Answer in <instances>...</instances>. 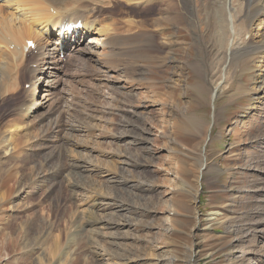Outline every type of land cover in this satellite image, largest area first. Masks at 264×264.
<instances>
[{
	"label": "rangeland",
	"instance_id": "374dc122",
	"mask_svg": "<svg viewBox=\"0 0 264 264\" xmlns=\"http://www.w3.org/2000/svg\"><path fill=\"white\" fill-rule=\"evenodd\" d=\"M160 5L111 0L98 21L112 23L116 45L103 51L116 68L104 71L98 53L91 61L67 53L55 96L59 106L52 103L41 129L14 135L8 155L0 151V264H47L64 250L62 264H264V90L233 97L227 87L212 109L204 76L215 83L218 73L206 72L222 61L197 50L198 39L182 26L167 24L169 6ZM130 20L143 34L134 49L125 43ZM257 61L234 81L252 87L261 80ZM25 80L1 100L0 122L22 106ZM73 126L82 131L68 129ZM122 131L136 134L118 151L112 138ZM78 161L88 170L81 175L74 170ZM97 199L109 205L93 209L90 219H99L85 226L87 215L80 218L79 209ZM75 225L81 226L73 233Z\"/></svg>",
	"mask_w": 264,
	"mask_h": 264
},
{
	"label": "bare ground",
	"instance_id": "6f19581e",
	"mask_svg": "<svg viewBox=\"0 0 264 264\" xmlns=\"http://www.w3.org/2000/svg\"><path fill=\"white\" fill-rule=\"evenodd\" d=\"M110 1L111 0H2L0 2V103L2 102L1 101L2 99H5V96L10 94H15L19 91L20 87L22 86V80L25 78V76H27L28 79L25 80L26 81L25 83H29L28 85L29 88L28 86L27 88L23 87L24 98H23L22 106H25L24 109H22V106L19 107L17 106L18 107L16 109L17 113L15 112L13 116L5 115V120H3V122H0V151L3 152L5 156L8 155L10 151L14 148L13 144L16 141V136L13 137L14 135L19 134L23 130L32 131L35 129H41L44 125V122L53 112L52 109H50L52 103H54L56 106H59V102L56 101L55 96L58 90V86L61 84V80H60L62 75L61 69L65 62V57L67 53H72L75 55L77 54L86 55L89 57L87 58L89 61H91L90 57H94V54L98 53L99 57L97 58V61L101 60L100 66L101 68L104 69V71H113L116 68V63L112 64L110 60L113 57L109 56L108 54H106V52L103 51V49L109 47L114 49L116 45L113 39L110 40V38L112 37V33H110V28L112 26V23L105 22L102 25L101 22L98 21L99 20L98 17L102 9L106 8V6H109ZM124 1L133 4L156 2V3H161V5L164 6H169L168 8L166 7L165 9L166 10L165 13L167 16L164 14L166 16L165 19L167 24L169 23L168 21H171V23H173V25H176L178 29H181L182 26L185 29V31L188 32V35L192 36V39L194 41L195 39H198V42H195L196 44H194L197 50H202V52L205 51L209 53L212 52L217 56L216 60L222 61L220 64H216V66L219 67L217 68L215 67V69H213V72L212 71H210V73L206 72V74L208 75L212 73L213 74L218 73L219 75L218 80L215 83H213L214 81H211L210 77L204 76L205 85L208 86L210 90V103L212 109L214 107V100L219 96V91H222L227 87L230 88L229 90H227L228 92H234V93H229L230 96L240 95V94L244 95L243 93L251 89L252 92L254 90H256L257 92H260V90H264V69H263L264 67V0H124ZM161 5L159 7H161ZM259 15L262 16L258 18ZM65 20L68 21L81 20L83 25L82 29L80 31H74V34H72L71 36L61 35L55 31H48L50 24L52 25L51 29H55ZM132 20H130V22L128 21L129 26L127 28V33H126L127 36L125 42L128 44L130 49L132 48L134 49L133 47L134 41H136L137 38H140L138 32L140 34L142 33V31H140L139 29L140 26L139 22L138 23H136L137 21L132 22ZM133 24H136L135 25L136 31L134 30L135 26H133ZM155 24L157 26V23ZM253 25L255 26L254 30L252 29ZM157 28L158 27H156V29ZM159 29L161 28L159 27ZM260 29L262 30V32ZM134 34L137 36H134ZM205 34L207 35L211 34L212 38L214 39L213 40L214 42L208 43L203 41V37ZM141 35L143 36V34ZM87 37H89V40H87ZM28 40H32L35 43V48L25 51L24 49H25L26 41ZM207 40H211L210 37ZM31 54L34 56V58L30 60L29 56ZM61 56H63V58H61ZM254 59H257L258 60L257 62L260 63L258 65L256 63V66H260L259 70L258 69L257 70L259 71L258 77H261V80L253 81L252 87H247L245 83L240 81L239 79H236L237 81L236 80L234 81V79L232 78L233 75H235V77L242 78L243 73L245 71L252 69L253 66L252 63L255 64V62H253ZM92 61L94 62L93 59ZM220 66H222V68ZM105 75L111 79H116L117 82H119L120 80V78H118L115 74L112 75L105 74ZM255 84H259V85H255ZM200 86H202L203 88L205 87L203 85ZM140 106L141 105H137L136 107L139 108ZM134 110H135L134 114L138 115V111L136 109ZM217 115L218 112L215 110L214 113L212 114V119L214 120ZM210 128H211V124L209 126L208 132H206V139L208 140L210 139L209 138ZM68 129L77 132L82 131L76 126L69 127ZM133 134L134 135L131 134L126 135L124 131L117 132V135L113 134L114 136L112 139H114V141L117 142L116 146L118 151L120 150L119 145L126 146V148L132 145V144L130 145V143H133V139L135 138L136 133ZM128 137L131 138L129 142H128L129 140ZM34 138H35L34 136L29 138L27 143L33 142L32 140ZM120 142L121 143L123 142L124 144L123 143L120 144ZM27 143L26 146L28 147L29 144L27 145ZM119 154H120L118 156L119 159L121 161L124 160V162L123 163L121 162V164H125L126 163L125 154H121V153ZM81 163L83 162L78 161L77 167L76 169H74L78 173H80V175L88 171L86 166H84ZM141 166L144 167L145 164L140 162L138 164V167ZM92 169L94 168L92 167ZM102 171L104 172V170ZM111 179L112 178H110V181ZM22 192L23 191L21 190V193ZM90 201L92 200H89V202ZM110 202L112 203L113 200ZM111 203L110 205H112ZM106 204L109 205V201L97 199L95 202L87 205V207L85 206V208L79 209L81 212L79 214L80 218L82 217V214L87 215L85 218L81 219L84 221V225L85 226L90 225L91 222L90 220H94V218L99 219L97 217L90 219L89 216L91 215L92 217L93 209L105 207ZM117 204L115 205V211H116L115 213H117V207H118ZM107 208L108 207H106L105 210ZM102 211L100 213H102ZM115 216L118 215L115 214ZM98 222L100 223V221ZM117 223L119 224V222ZM107 224L109 223H106V225ZM103 225L105 224H102L101 226ZM80 226L81 225H75L74 230L72 232L74 233L78 231ZM259 232L262 234L263 229H260ZM70 235L72 236V234ZM122 236L123 234L120 237ZM36 238L35 240H38ZM39 244L36 245L38 246L36 248L38 250H44V247H40ZM107 252L110 253L109 251ZM104 253L106 254L105 250ZM45 254H47V252H45ZM67 254L68 252L66 250H64L63 252L61 251V253L57 255L55 259H51L50 261L47 262V264H62L61 263L62 258ZM42 255L44 256V253H42ZM260 256H263V253L260 254ZM253 259L254 261H259L262 259V257L260 258L258 256H254ZM261 262L262 260L259 263ZM125 264L127 263L125 262Z\"/></svg>",
	"mask_w": 264,
	"mask_h": 264
},
{
	"label": "water",
	"instance_id": "95a60500",
	"mask_svg": "<svg viewBox=\"0 0 264 264\" xmlns=\"http://www.w3.org/2000/svg\"><path fill=\"white\" fill-rule=\"evenodd\" d=\"M204 147H205V146H203V150H204ZM203 167H204V165H203Z\"/></svg>",
	"mask_w": 264,
	"mask_h": 264
}]
</instances>
